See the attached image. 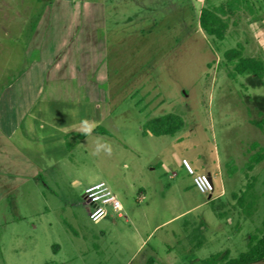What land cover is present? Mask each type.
<instances>
[{"label":"rangeland","instance_id":"1","mask_svg":"<svg viewBox=\"0 0 264 264\" xmlns=\"http://www.w3.org/2000/svg\"><path fill=\"white\" fill-rule=\"evenodd\" d=\"M89 1L0 0V99L8 95L0 113L7 114L17 80L21 104L35 100L13 138L38 168L28 177L7 165L11 154L0 136V264H201L216 253L237 257L264 221V159L246 168L264 152L256 124L264 118V73H237L238 58L230 61L225 52L239 49L264 61V0H243L222 15L228 25L222 41L202 30L200 12L222 4L227 10L232 0H116L107 6L105 29L98 28L106 35L101 85H55L52 71L34 64L35 50L52 52L86 25L95 29L82 15ZM167 113L180 115L184 128L174 136L151 134L147 121ZM85 119L110 135L94 129L80 139ZM6 122L0 119V129ZM98 143L110 144L111 155H93ZM183 156L211 173L212 198L176 169ZM98 182L117 194L124 217L109 210L99 224L90 219L83 193ZM240 197L253 200L249 213Z\"/></svg>","mask_w":264,"mask_h":264},{"label":"crops","instance_id":"2","mask_svg":"<svg viewBox=\"0 0 264 264\" xmlns=\"http://www.w3.org/2000/svg\"><path fill=\"white\" fill-rule=\"evenodd\" d=\"M144 4H147V0H143ZM150 4H151V0ZM118 3L116 0H92L91 2L84 3V9L82 15L87 21H90L93 25H96L95 29H87L86 26L84 27L83 31H78L76 34L72 35L69 39L61 40L57 46L53 49L52 52L45 51V47L39 46L36 48L35 51L38 53L37 59H35L34 64L39 68H46L48 71H52L50 74L51 78L55 80V85H66V86H89L94 83L101 85V82L98 80H104V72L99 68L100 65V54L106 47L105 42V31L103 32L98 29L99 27L103 26L106 19V14L108 11L107 6H114ZM96 16L99 18L96 20ZM131 18V15H129ZM95 20L98 22H95ZM88 27V26H87ZM96 29L98 31H96ZM86 38V40H84ZM88 39V40H87ZM97 55L95 59L91 57V55ZM88 55V57H87ZM90 55V56H89ZM94 62L91 63L90 62ZM91 65V66H90ZM41 70V69H40ZM102 73L103 77L98 78V72ZM28 74V73H27ZM17 80L10 84L9 91H13V96L11 95V101L8 103L7 107V114L0 113V119H6V125L1 124L0 135L4 142L9 143L10 147L14 150V155L6 157V164L7 165H15L24 172L23 174L27 175L28 177H34L35 169L37 165L30 160L23 152L19 151L15 145V138H13L15 130L21 126L27 114L30 113L31 109L34 107V100L30 103L26 104L25 106L22 105V97L14 91V87L17 86ZM4 96V97H3ZM0 99V111H1V104L6 102L4 99L6 94H3ZM65 99V98H64ZM50 100H61V98L53 99L51 97ZM68 99L62 100L66 101ZM48 101V100H47ZM31 104V105H30ZM30 105V106H29ZM29 106V107H28ZM9 123V124H8ZM12 124V131L11 128L8 127ZM7 130H6V129ZM8 153V152H7ZM182 158H188L191 162L192 166L197 172H204L211 175L210 172L205 171L199 168L192 157L183 156ZM181 158V159H182ZM181 160L178 161L177 165L175 166L176 169L184 170L182 167ZM22 167V169H21ZM219 167V166H218ZM21 172V171H19ZM178 173L173 171L171 178L177 176ZM213 196V195H212ZM211 196V198H212ZM209 197V195H208ZM126 212H124V215ZM123 215V217H124ZM145 243V240L140 243V247H142Z\"/></svg>","mask_w":264,"mask_h":264},{"label":"trees","instance_id":"3","mask_svg":"<svg viewBox=\"0 0 264 264\" xmlns=\"http://www.w3.org/2000/svg\"><path fill=\"white\" fill-rule=\"evenodd\" d=\"M242 1L243 0H232L231 4L227 3V10L224 8V4L214 9L203 6L199 19V24L202 30L209 36L215 37L219 41L224 40L225 31L228 25L222 18V15H226L227 12L234 11L235 8H237V5L242 3ZM225 57L230 61L238 58V62L235 65L237 73L253 74L258 78L263 77L264 61L262 59L242 57V52L239 49L226 51ZM256 124L264 131V118ZM184 126V119L180 115L173 113H167L162 116L152 118L146 123L147 129L155 136H174L176 133L181 131ZM95 133L110 135V132L102 126H98L95 129ZM79 136L80 139H83L86 135L80 134ZM4 144L8 149L3 146L2 150H6L11 154V156H13V148L10 147L9 143L4 142ZM263 159L264 152H256L250 157L249 162L246 164V168L251 170L254 164L260 163ZM251 186L252 184H249L247 186V190H249ZM234 197H237L236 194ZM237 199L239 205L243 207L247 213H249L252 205L254 204L253 200H251L248 204H245L241 197ZM220 255V253L211 255L207 259L203 260L201 264H254L256 262L264 261V221L262 223V227L257 230V233L250 236L246 251L241 252L237 257H229L227 253L222 257Z\"/></svg>","mask_w":264,"mask_h":264},{"label":"built area","instance_id":"4","mask_svg":"<svg viewBox=\"0 0 264 264\" xmlns=\"http://www.w3.org/2000/svg\"><path fill=\"white\" fill-rule=\"evenodd\" d=\"M180 163L186 173L192 177L193 185L198 192L209 196L214 194L215 185L211 175L204 172H197L188 158H182ZM83 197L91 207V211L89 213L90 219L92 217V213L96 212L98 209L102 212H106L107 214L109 210H111L118 217H123L124 215V207L123 210L117 209V205L122 204V202L118 198L117 194H115L104 182H98L86 187ZM94 197H98V199H94Z\"/></svg>","mask_w":264,"mask_h":264},{"label":"clouds","instance_id":"5","mask_svg":"<svg viewBox=\"0 0 264 264\" xmlns=\"http://www.w3.org/2000/svg\"><path fill=\"white\" fill-rule=\"evenodd\" d=\"M97 126L96 122L90 121V120H82L80 121V133L83 135H90L92 133V131L95 129V127ZM103 150L105 151L108 155H111L112 153V149H111V145L110 144H100L98 143L96 146L95 151L93 152V155H98L99 152ZM94 199H98V197H94ZM117 209L118 210H123V205L122 204H118L117 205ZM107 215L106 212H102L101 210H97L96 212L92 213V217L91 219L93 220L94 223L99 224L103 218V216Z\"/></svg>","mask_w":264,"mask_h":264},{"label":"water","instance_id":"6","mask_svg":"<svg viewBox=\"0 0 264 264\" xmlns=\"http://www.w3.org/2000/svg\"><path fill=\"white\" fill-rule=\"evenodd\" d=\"M209 198H211V196H209Z\"/></svg>","mask_w":264,"mask_h":264}]
</instances>
